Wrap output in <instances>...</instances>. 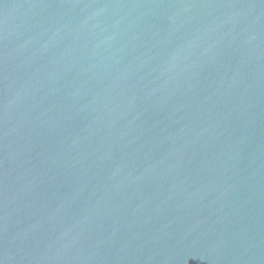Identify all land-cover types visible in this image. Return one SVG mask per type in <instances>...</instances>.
<instances>
[{"label":"water","instance_id":"obj_1","mask_svg":"<svg viewBox=\"0 0 264 264\" xmlns=\"http://www.w3.org/2000/svg\"><path fill=\"white\" fill-rule=\"evenodd\" d=\"M0 264H264V0H0Z\"/></svg>","mask_w":264,"mask_h":264}]
</instances>
